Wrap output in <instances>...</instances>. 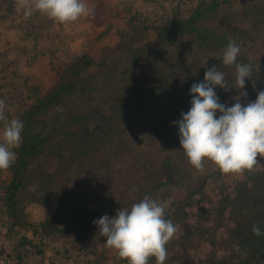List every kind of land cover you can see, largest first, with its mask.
Instances as JSON below:
<instances>
[{
    "label": "trees",
    "instance_id": "16d2710c",
    "mask_svg": "<svg viewBox=\"0 0 264 264\" xmlns=\"http://www.w3.org/2000/svg\"><path fill=\"white\" fill-rule=\"evenodd\" d=\"M225 5H232L231 0H199L188 17L158 26L153 39L140 46L127 43L137 32L130 26L104 31L107 36L115 29L112 33L118 38L114 47L106 48L107 54L99 60L88 53L76 57L44 95L24 106L17 116L24 122L23 143L0 183V212L10 221L3 239L11 241L0 246V253L22 260L38 246L36 238L45 239L65 225L72 230L85 225L98 229L94 220L114 216L119 206L114 196L120 187L108 174L117 163H136L144 152L138 139L136 144L124 141L134 130L150 155L159 150L154 163L138 174L128 173L136 176L130 186L141 198H128L126 203L132 205L145 195L167 202L166 218L181 225L172 262L264 264V236L252 232L254 223L264 231V169L247 172L230 184L220 180L218 169L211 171V163L205 162L202 172L194 169L182 157L178 127L173 123L190 109V87L203 81L206 68L218 66L229 86L234 83L235 68L222 64V51L230 40L241 48L237 62L253 66L252 80H246V99L255 101L257 92L264 90V66L257 67L242 55L240 44L253 34L250 27L260 24L264 7L247 4L237 12ZM238 21L247 23L241 26ZM222 90L215 89L221 103ZM87 159H93L88 181L108 179L95 194H87V204L75 211L71 206L77 190L69 184L72 179L61 186L56 183V170L48 167L52 161L70 166ZM41 161L48 162L47 167L36 169ZM215 182L222 189L211 209L200 203ZM29 195L39 198L46 209L34 230L24 207ZM211 221L218 224L216 230L210 229ZM205 244L212 249L198 260L194 252ZM38 250L42 254L43 249ZM149 264H156L154 257Z\"/></svg>",
    "mask_w": 264,
    "mask_h": 264
},
{
    "label": "rangeland",
    "instance_id": "374dc122",
    "mask_svg": "<svg viewBox=\"0 0 264 264\" xmlns=\"http://www.w3.org/2000/svg\"><path fill=\"white\" fill-rule=\"evenodd\" d=\"M198 2L199 0H87L89 8L92 9V15L81 17L71 24H60L39 12L25 18L17 0H0V99L5 100L8 106V118H17L24 106L33 102L36 97L44 95L76 57L88 53L99 60L107 54L106 48L114 47L118 38L113 34L115 29L107 36L102 35L104 31L108 30L109 33L112 27L118 30V28L128 29L130 26L132 31L137 32L127 40V43L134 42L135 45L140 46L147 40L153 39L158 26L188 17ZM231 3L232 5L225 6L237 12L244 9L247 4L252 7H256L255 5L264 7V0H231ZM260 20V22L258 20L259 25L254 23L250 27L253 34L247 40L243 39L240 42L243 45L242 55L257 63V67L264 66V15L260 17ZM238 23L245 26L247 22L238 21ZM23 86L26 88L25 91ZM222 91L225 93L222 103L231 106L235 102L233 97L238 95L237 91L235 89ZM248 102L246 98L241 99L242 104L246 105ZM140 137L133 130L124 140L136 144L138 139V146L144 150L140 152L138 161L130 164L129 161L117 163L110 171V175L108 174L111 180L116 178L115 181L120 187L114 196L115 201L119 203V206L115 207V213L119 208H130L131 205L126 203L128 198H141L137 192H134L135 187L130 186L134 182L132 177L136 176L128 173L138 174L145 166L154 163L153 157L158 155L159 148L157 147L158 150L155 149L150 155V148ZM180 149L182 157L186 160L187 157L181 146ZM92 160L87 159L82 163L77 160L76 164L70 166L60 165L54 161L49 163V170H56L58 177L56 183L63 186L68 178L72 179L69 184L74 185L77 190L74 197L72 196L71 206L75 211H80L83 207L80 205L87 204V194H95V191L108 179L100 177L96 183L86 179ZM258 161L264 165V159H258ZM205 162L211 163L207 160ZM46 165L48 162L41 161L35 168H46ZM212 168V172L217 170L214 165ZM6 178L7 170H0V183ZM235 178L238 177L222 173L220 180L230 184ZM69 184H67L68 187ZM216 184L217 182L209 186L200 204L205 203L211 209L216 206L217 194L222 189ZM1 195L0 190V210ZM38 199L29 195L24 202V207L29 211V221L32 223L31 227L29 226L30 230L36 229L37 218L46 213L45 207ZM88 207L89 210L95 208L93 204ZM0 217V246L3 243L9 245L11 241L3 239V236L10 221L1 212ZM175 226L177 231L169 242L165 264H174L171 257L181 234V225ZM209 227L213 231L218 224L211 221ZM31 234L33 233L30 232ZM36 242L38 246L32 247L31 253L22 260L16 259L14 254L0 253V264H126V260L120 259L115 250L105 246L104 238L98 234V229L92 226L85 225L79 230H72L65 225L61 231L45 239L36 238ZM40 248L43 249L42 254L38 252ZM211 249L205 244L194 254L199 260Z\"/></svg>",
    "mask_w": 264,
    "mask_h": 264
},
{
    "label": "clouds",
    "instance_id": "9594fccd",
    "mask_svg": "<svg viewBox=\"0 0 264 264\" xmlns=\"http://www.w3.org/2000/svg\"><path fill=\"white\" fill-rule=\"evenodd\" d=\"M17 3L25 18L39 12L60 24H71L92 15L87 0H17ZM240 52L235 40H230L222 51V64L235 68L234 83L229 86L226 74L218 66L206 68L203 81L190 87V109L173 122L189 164L198 171L204 170L205 160L223 174L238 178L257 167L264 168L257 159L264 158V90L257 92L255 101L241 103L248 95L246 80H252L253 66L237 62ZM217 86L226 92L237 91L231 106L220 102ZM7 110L5 100L0 99V170H8L15 164L16 150L23 143L24 122L20 118L9 119ZM167 207V202L145 195L130 208H119L114 216L103 215L93 223L105 246L115 250L128 264H149L151 257L156 264H165L166 246L177 231L175 224L166 218ZM252 232L264 236L259 224H253Z\"/></svg>",
    "mask_w": 264,
    "mask_h": 264
}]
</instances>
